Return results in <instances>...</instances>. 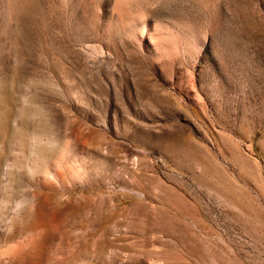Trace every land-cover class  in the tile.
Returning a JSON list of instances; mask_svg holds the SVG:
<instances>
[{"label":"rangeland","instance_id":"obj_1","mask_svg":"<svg viewBox=\"0 0 264 264\" xmlns=\"http://www.w3.org/2000/svg\"><path fill=\"white\" fill-rule=\"evenodd\" d=\"M0 264H264V0H0Z\"/></svg>","mask_w":264,"mask_h":264}]
</instances>
